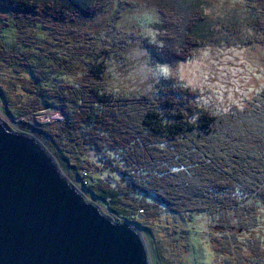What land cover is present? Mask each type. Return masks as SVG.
<instances>
[{
	"label": "trees",
	"instance_id": "obj_1",
	"mask_svg": "<svg viewBox=\"0 0 264 264\" xmlns=\"http://www.w3.org/2000/svg\"><path fill=\"white\" fill-rule=\"evenodd\" d=\"M194 1L186 17L157 8L163 35H181L165 62L192 57L219 30H247L236 45L264 43V0H241L246 16L236 19L212 17L207 9L215 0ZM104 3L0 0V79L9 84V91L0 84V95L6 110L20 117L65 107L66 119L31 132L65 171L95 175L86 178L85 189L112 215L136 222L160 218L163 210L187 219L202 213L212 264H264V87L223 112L204 107L196 100L200 90L180 82L160 84L151 94L108 87L102 81L116 34L87 21ZM120 15L118 7L112 17ZM117 21L110 20L111 27ZM107 38L113 45L105 44ZM61 59L84 62L87 71L62 70ZM74 72L93 80L75 81Z\"/></svg>",
	"mask_w": 264,
	"mask_h": 264
},
{
	"label": "rangeland",
	"instance_id": "obj_2",
	"mask_svg": "<svg viewBox=\"0 0 264 264\" xmlns=\"http://www.w3.org/2000/svg\"><path fill=\"white\" fill-rule=\"evenodd\" d=\"M74 1L88 2V0ZM131 1L134 2L132 6L126 0H104L101 10L93 17L89 16L88 19L91 20H87L95 26L93 29L102 26L101 28L106 30L111 28L112 35L116 34V46L113 45V38H107L105 42V44L108 42L113 45L107 60L108 70L102 81V83L107 82L108 87H119L135 94H151L160 84L180 82L197 87L200 94L196 100L204 107L217 112H223L230 107H240L264 87V43L253 40L245 45H236L240 42L239 40L246 38L249 33L247 30L233 34L219 30L213 37L217 39L195 49L192 57L182 60L170 57L167 59L170 62H165V55L177 49L181 35L177 30H171L167 36L163 35V22L157 8L163 5L169 10L172 9L174 13L186 17L196 6L195 1ZM242 2L241 0H215L207 12L212 17L216 14L235 19L245 17L246 13L243 12L245 4ZM118 7L121 15L114 20L115 17L112 16H115V9ZM110 20L118 21L111 27ZM180 28L183 29L182 25ZM120 41H123V46H120ZM111 44L109 45L112 46ZM59 62L58 68L62 67V70L68 71L71 66L78 67L82 72L87 71L84 62L80 61L78 64V60L75 59L68 61L61 59ZM67 62L70 63L67 64ZM87 76V73L83 76L74 72L71 78L75 81L93 80L92 77ZM0 84L6 91L9 89V84L7 85L1 79ZM10 90L15 100V91ZM6 106V101L0 95V118L6 124L16 131H21L20 128L27 130L24 132L34 137L54 157L63 176L87 200L96 204L114 220L127 222L140 232L147 248L150 264H212V251L208 240L210 235L206 227L208 221L204 214L200 213L194 215L192 219L191 217L187 219L183 214L163 210L160 218L127 221L112 215L104 204L86 191V180L95 176L91 174L92 172L84 176L79 169L73 176L65 171L63 165L49 151L43 138L31 132V129L35 132L45 129L48 124H52L57 119H66L65 107H50L35 114L18 117L15 112L12 114L7 111ZM18 121L23 122L24 125L19 126Z\"/></svg>",
	"mask_w": 264,
	"mask_h": 264
},
{
	"label": "water",
	"instance_id": "obj_3",
	"mask_svg": "<svg viewBox=\"0 0 264 264\" xmlns=\"http://www.w3.org/2000/svg\"><path fill=\"white\" fill-rule=\"evenodd\" d=\"M0 264H150L140 232L61 173L31 135L0 118Z\"/></svg>",
	"mask_w": 264,
	"mask_h": 264
}]
</instances>
